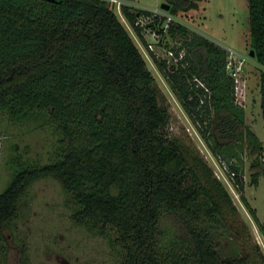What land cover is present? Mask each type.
<instances>
[{
  "label": "trees",
  "instance_id": "16d2710c",
  "mask_svg": "<svg viewBox=\"0 0 264 264\" xmlns=\"http://www.w3.org/2000/svg\"><path fill=\"white\" fill-rule=\"evenodd\" d=\"M165 1L166 13L176 16L197 10L201 0ZM246 1L245 39L260 66L264 122V0ZM140 16L149 22L141 26ZM161 18L123 2L119 13L108 0H0V114L12 122L41 120L54 136L43 163L10 156L12 178L0 192L2 264L3 229L17 218L28 188L46 177L60 182L70 219L118 249L117 264H264L261 246L238 225L226 185L195 146L167 131L169 106L147 58L226 163L264 245V223L244 195L242 143L254 186L264 174V147L237 101L232 72L241 67L233 70L225 47L175 20L164 27ZM144 28L159 35L158 43ZM149 42L182 56H156ZM234 144L239 151H231ZM163 213L182 224L183 237L161 238Z\"/></svg>",
  "mask_w": 264,
  "mask_h": 264
},
{
  "label": "rangeland",
  "instance_id": "374dc122",
  "mask_svg": "<svg viewBox=\"0 0 264 264\" xmlns=\"http://www.w3.org/2000/svg\"><path fill=\"white\" fill-rule=\"evenodd\" d=\"M121 1L145 10L160 9L161 3H166L165 0ZM174 18L192 31L225 47L228 51L227 59L232 62L233 70L241 67L236 74L237 101L244 107L246 126L254 131L264 147V122L259 109L257 70L260 66L249 55V44L245 39L248 31L247 1L201 0L197 10L178 13ZM150 39L151 37H148L149 41ZM173 42L168 41L170 44ZM158 46L160 54L163 57L165 55L166 58L163 44ZM151 61L147 58L148 68L169 106L171 118L167 131L170 135L195 146L213 169L216 177L218 175L226 185L238 209V225L245 232L242 226L243 223L245 224L253 241L255 240L264 252L257 227L226 175V163L209 150ZM40 123L41 120H38L37 124L26 121L12 122L5 115L0 114V192L6 188L12 178L13 167H10V156L19 155L22 160L36 159L41 163L45 162L54 136L47 125L40 126ZM229 143L225 142V145ZM242 145L243 151L240 155L244 173V195L250 205L256 209L259 221L264 223V174L259 177L257 186L249 184V150L245 143ZM223 151L226 152V149ZM231 151L237 152L239 147L234 144L231 146ZM231 161L236 160L232 158ZM260 165L264 170V151ZM21 203L17 218L2 231L7 246L4 264H117L120 252L110 244L108 238L77 226L70 219V203L67 202V196L57 179L46 177L37 180L28 188L27 195ZM159 231L165 241L169 236L183 237L186 234L182 224L178 223L171 214L166 213L162 214L159 221ZM222 242L224 239L220 240V243Z\"/></svg>",
  "mask_w": 264,
  "mask_h": 264
},
{
  "label": "built area",
  "instance_id": "2783aa9c",
  "mask_svg": "<svg viewBox=\"0 0 264 264\" xmlns=\"http://www.w3.org/2000/svg\"><path fill=\"white\" fill-rule=\"evenodd\" d=\"M108 1L111 2L112 4H115V5H116V10L120 13V5H121L122 1H121V0H108ZM154 12L157 13V14L159 15L160 19H162L161 17H163V18L166 17V22H165V24H164V27H166V25L168 24L169 21L175 19L172 15H170V14H166L164 11H162L161 13H160V11H154ZM149 18H150V17H148V16H140V17H138V22H137V23H139L141 26H144V25H146V23L149 22ZM144 30H146V32H149L147 28H144ZM149 33H150V35L152 36V38H153V40H154V43H158V41H159V35H158L154 30H151ZM154 43L149 42V49L152 50V51L155 53L156 56H159V57L162 56V55L160 54L159 50L157 49L158 47L155 46ZM165 50H166V58H167V56H168L167 59H169V60H170V58H171L172 60L174 59V60L176 61L178 58H180V57L182 56V52H181V53L179 54L178 58H176V57L174 56L173 52H172L170 49H165V48H164V52H165ZM162 58L165 59V55H164V57L162 56ZM174 60H173V61H174ZM232 74H233V76H235L236 81H237V83H238V79H237L238 77H237V75H236V71H233ZM236 87H238V85H237ZM236 93H237V92H236ZM225 168H226V167H225ZM223 169H224V166H223ZM220 172H221V171H220ZM221 174H222V172H221ZM217 177L219 178L218 175H217ZM223 178H224V176H223ZM219 179H220V178H219ZM220 180H221V179H220Z\"/></svg>",
  "mask_w": 264,
  "mask_h": 264
},
{
  "label": "water",
  "instance_id": "95a60500",
  "mask_svg": "<svg viewBox=\"0 0 264 264\" xmlns=\"http://www.w3.org/2000/svg\"><path fill=\"white\" fill-rule=\"evenodd\" d=\"M160 7L164 10H167L169 5L167 3H161ZM250 55L253 56V51H250Z\"/></svg>",
  "mask_w": 264,
  "mask_h": 264
},
{
  "label": "clouds",
  "instance_id": "9594fccd",
  "mask_svg": "<svg viewBox=\"0 0 264 264\" xmlns=\"http://www.w3.org/2000/svg\"><path fill=\"white\" fill-rule=\"evenodd\" d=\"M149 10H151V9H149ZM158 10H160V11H164L165 12V10L164 9H162L161 7H160V9L159 8H157V9H153V10H151V11H158ZM166 13V12H165ZM166 14H168V13H166ZM173 17H176V16H173Z\"/></svg>",
  "mask_w": 264,
  "mask_h": 264
}]
</instances>
